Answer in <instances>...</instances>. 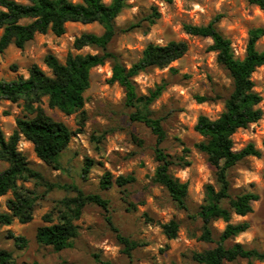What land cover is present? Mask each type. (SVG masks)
Masks as SVG:
<instances>
[{
	"label": "rangeland",
	"instance_id": "obj_1",
	"mask_svg": "<svg viewBox=\"0 0 264 264\" xmlns=\"http://www.w3.org/2000/svg\"><path fill=\"white\" fill-rule=\"evenodd\" d=\"M78 2L80 0H72ZM111 2V0H105ZM127 5L116 18L117 32L108 48L130 66L137 61L149 42L166 43L186 40L188 51L166 68H152L136 77L139 90L148 92L156 84L165 83L161 96L151 105L155 117L162 119L167 133L163 143L167 152L182 157L172 172L189 184L188 210L178 208L168 191L154 181L158 162L154 148L156 136L142 122L130 118L132 108L126 104V91L117 82L111 83L113 60L91 69L90 87L85 91V114H66L51 107L48 97L41 105L57 120L64 121L73 130L68 147L59 156L60 168L41 160L34 144L22 137L19 149L41 177L20 180L23 191L34 200L33 217L22 223L17 217L9 225H0V249L13 254L16 264H200L194 253L212 244L200 239L201 221L193 217L205 198L206 185L216 187V168L208 156L196 146L204 137L195 129L201 114L217 118L225 108V98L233 89L232 79L210 50L211 37L187 33L184 25L207 24L218 18L219 30L232 42L237 57L243 58L249 31L264 27V11L251 0H127ZM153 7L161 13L155 24L147 17ZM25 21V20H24ZM3 30H0V36ZM84 32L101 34L104 27L99 22H68L66 32L56 35L52 31L38 33L23 49L14 44L0 52V80L28 77L29 69L38 64L46 73L48 53L65 62L68 54L97 53L93 46L75 47V39ZM257 47L264 50V35ZM255 90L262 96L260 107L263 116L233 135L234 149L241 150L253 143L261 150L259 156H249L229 169L232 195L253 191L259 199L253 202V211L246 216L233 215L232 221H248L247 231L237 235L233 242L249 248L264 249V65L252 74ZM199 97H209L201 102ZM27 114L23 101H0V127L6 136L17 128V118ZM94 159L87 176L82 174L86 159ZM188 164H183V163ZM0 160V171L8 167ZM110 171L114 178L133 174L136 181L126 186L114 184L101 187V179ZM86 193H98L108 201V208L88 203L81 216L75 220L78 234L73 244L61 250L37 240V229L44 224L58 222L62 201L77 194L73 186ZM14 198L11 190L0 196V211H8L7 200ZM47 216V218H46ZM52 218L51 221L46 219ZM110 219V220H109ZM176 219L180 230L169 239L162 224ZM225 221H215L219 234ZM118 234L139 243L129 256ZM17 236L24 241L16 240ZM225 264H264V261L238 259Z\"/></svg>",
	"mask_w": 264,
	"mask_h": 264
},
{
	"label": "trees",
	"instance_id": "obj_2",
	"mask_svg": "<svg viewBox=\"0 0 264 264\" xmlns=\"http://www.w3.org/2000/svg\"><path fill=\"white\" fill-rule=\"evenodd\" d=\"M126 1L111 0L108 3L105 0H0V30H3L0 36V52L11 44L23 49L38 33L52 31L56 35H63L68 22H99L104 27L101 34L84 32L75 39L76 48L93 46L99 49V52H70L65 62L55 54L48 53L44 61L51 69V74L46 73L38 64H33L28 77L0 80V101H23L27 111L25 116L17 118V128L11 135L6 136L0 127V160L9 164L0 171V196L11 190L14 192V198L7 200L9 210L0 211V225L11 224L16 217L26 223L33 217L34 200L23 191L19 181L39 178L41 174L30 165L25 154L19 149L22 137L34 144L35 152L41 160L60 168L59 156L68 147L72 137L79 132L64 121L49 115L41 105L43 98L48 97L51 107H58L66 114L80 112L84 115V93L91 84V69L109 59L113 60L110 82L119 83L126 91V104L132 108L131 120L144 123L156 136L154 154L158 165L154 181L168 191L178 208L188 210L189 184L181 181L172 172V168L180 164L183 158L170 154L164 148L167 133L162 119L155 117L151 109V105L161 96L166 85L156 84L148 92H141L136 77L152 68L168 67L185 55L189 45L186 40L149 42L137 61L130 66L122 62L108 46L121 30L116 25V18L127 5ZM251 2L264 11V0ZM160 16L159 10L153 7L147 20L155 24ZM217 21L216 17L207 24L184 25L185 31L191 35L212 38L210 50L217 53L218 62L227 70L233 84L231 93L224 100L225 108L221 114L217 118L201 114L195 125V129L204 137L196 146L208 156L210 163L216 168L218 187L212 183L206 185L204 201L198 212L193 215L201 221L200 239L212 244L209 248L195 252L194 259L200 264H225L238 259L264 261V249L249 248L241 242L229 243L250 227L248 221L233 222V215L246 216L253 211V202L259 199V195L253 191L233 196L229 169L249 156L261 154V150L253 143L247 144L241 150H235L233 135L263 116V109L260 107L262 96L255 90L252 74L264 65V50L257 47L258 40L264 35V27H255L249 31L246 54L240 58L236 56L230 38L219 30ZM208 99L209 97H199L201 102ZM93 164L94 159L88 157L82 167L84 176L89 174ZM135 181L133 174L114 178L112 173L107 171L101 179V187L107 189L114 184L123 187ZM73 188L77 194L63 199L60 220L38 227L36 237L41 244L51 245L56 250L71 246L78 234L75 220L81 216L85 205L95 203L108 208V201L100 194L86 193L76 185ZM219 219L224 220L226 225L217 234L214 223ZM51 220L52 218L46 219ZM162 228L166 236L172 239L180 230V222L171 219L163 223ZM118 239L129 256L139 245L122 234H118ZM16 240L25 239L17 236ZM0 264H16L12 252L0 249ZM105 264L114 263L106 261Z\"/></svg>",
	"mask_w": 264,
	"mask_h": 264
}]
</instances>
